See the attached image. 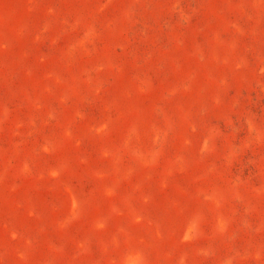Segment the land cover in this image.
<instances>
[{
    "label": "rangeland",
    "instance_id": "obj_1",
    "mask_svg": "<svg viewBox=\"0 0 264 264\" xmlns=\"http://www.w3.org/2000/svg\"><path fill=\"white\" fill-rule=\"evenodd\" d=\"M0 264H264V0H0Z\"/></svg>",
    "mask_w": 264,
    "mask_h": 264
}]
</instances>
